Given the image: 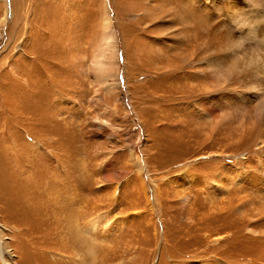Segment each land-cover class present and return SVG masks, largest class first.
Listing matches in <instances>:
<instances>
[{
	"label": "rangeland",
	"instance_id": "374dc122",
	"mask_svg": "<svg viewBox=\"0 0 264 264\" xmlns=\"http://www.w3.org/2000/svg\"><path fill=\"white\" fill-rule=\"evenodd\" d=\"M192 1L0 0L10 264H264V122L239 83L202 71L215 0ZM105 2L112 90L90 65ZM191 15L196 39L180 43L167 30Z\"/></svg>",
	"mask_w": 264,
	"mask_h": 264
},
{
	"label": "bare ground",
	"instance_id": "6f19581e",
	"mask_svg": "<svg viewBox=\"0 0 264 264\" xmlns=\"http://www.w3.org/2000/svg\"><path fill=\"white\" fill-rule=\"evenodd\" d=\"M262 6L264 0H224L218 3L215 0L212 3L214 13L212 11L213 14L203 25L201 24L204 30L203 36L196 39L197 30L195 31L192 15L183 18L178 28L168 29L167 32L180 43L196 39V56L201 58L200 67L204 74L211 75L218 83L229 80L239 83L241 89L237 97L238 105L242 109L255 106L254 113L264 122V8ZM208 14L209 12L205 15ZM110 15L109 6L105 2L102 39L93 49L90 60L96 79L108 90L115 85L118 87V44ZM196 17H198L197 13ZM239 26L242 28L240 32L234 30ZM112 82L113 85L110 84ZM261 167H264L263 162ZM258 192L263 195L264 191L261 189ZM258 210L263 212L262 208ZM101 223V218L89 222L86 227L88 236L94 235ZM260 232L262 236L259 238L264 239V228ZM4 235V228L0 225V263L10 264L9 260H13V257L8 250L10 244Z\"/></svg>",
	"mask_w": 264,
	"mask_h": 264
}]
</instances>
